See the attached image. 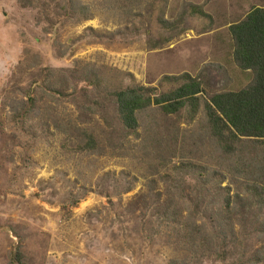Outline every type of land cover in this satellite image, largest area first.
Instances as JSON below:
<instances>
[{
  "label": "rangeland",
  "instance_id": "374dc122",
  "mask_svg": "<svg viewBox=\"0 0 264 264\" xmlns=\"http://www.w3.org/2000/svg\"><path fill=\"white\" fill-rule=\"evenodd\" d=\"M128 1L0 0V264H264V151L224 155L202 104L129 131L111 96L246 87L229 27L264 0Z\"/></svg>",
  "mask_w": 264,
  "mask_h": 264
},
{
  "label": "trees",
  "instance_id": "16d2710c",
  "mask_svg": "<svg viewBox=\"0 0 264 264\" xmlns=\"http://www.w3.org/2000/svg\"><path fill=\"white\" fill-rule=\"evenodd\" d=\"M142 1H128L125 7H130V3L140 6ZM122 3L124 0H116L119 7ZM229 32L234 45V62L241 70L251 71L253 75L246 87L209 94L205 92L207 81L203 74L194 77L183 73L165 76L162 82L172 84V87L163 91L143 85L117 88L111 96L123 127L137 132L140 115L154 109L165 115H179L182 110H187L189 117L194 119L202 104L210 132L223 147L224 155L235 156V152L249 148L255 153L259 149L264 151V7H253L243 19L230 25ZM29 101L34 103V99ZM86 135L85 145H93V135ZM236 157L246 162L245 157ZM254 189L250 201L261 196L264 186L260 190L254 186ZM227 197V205H230L229 194ZM20 262L22 253L17 250L9 264Z\"/></svg>",
  "mask_w": 264,
  "mask_h": 264
}]
</instances>
